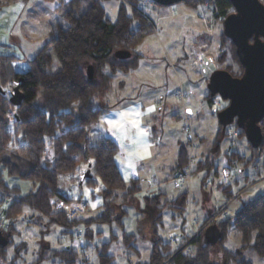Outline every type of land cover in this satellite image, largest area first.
<instances>
[{"label": "clouds", "instance_id": "1", "mask_svg": "<svg viewBox=\"0 0 264 264\" xmlns=\"http://www.w3.org/2000/svg\"><path fill=\"white\" fill-rule=\"evenodd\" d=\"M100 2L113 17L120 3L136 8L142 15L139 21L133 18L132 22L144 25L141 31L114 39L108 56L102 62L80 66L81 79L92 92L89 94L86 91L74 98L73 107L79 108L85 103L88 106L83 121L85 130L91 133L93 129H102L108 136L106 140L91 141V157L99 159L102 166L123 177L122 181H117L118 190H113V184L107 178L104 183H96L94 179L88 188L81 189V199L91 191L97 193V205L103 202L104 208L117 211L112 206L126 207L133 192L141 193L142 190V194L152 195L156 187H160L161 192L167 191L170 196H176L189 181L181 179L180 187L174 188V177L188 173L189 178L195 176L199 181L204 175L201 171L203 165L197 162H203L209 155L208 150L212 147L209 138L218 128L225 141L231 139L234 145L244 148L243 138L251 139L249 123L259 134V131H264V116L247 123L240 113L225 118L234 100L219 85L222 82L236 84L230 77H241L247 69L242 56L237 59L239 54L233 52V45L240 48L231 32L233 20H227V16H221L219 21L212 20L208 15L211 8L204 0H191L190 9L184 7L183 2L174 4V0ZM238 12L239 5L229 9V15ZM196 15L203 19L194 22ZM161 17L168 18L171 23L167 27H154L148 22L159 21ZM205 19L214 29L211 38L193 43L192 28L203 30ZM105 117L108 119L105 120ZM93 177H97L96 172ZM153 179L159 183L153 184ZM195 187L193 182V195L196 194ZM106 188L108 194H105ZM245 190L246 186L241 187L236 198L225 190L223 197L205 204L203 213H196L195 221L189 215V225L181 233L180 243L186 245L187 239L195 234L198 227L201 232L213 226L223 229L219 219L228 223L225 218L240 207L239 192ZM53 195L50 189L49 198ZM56 203L59 204V201ZM104 208L98 211H104ZM30 231L31 237H35L36 229L31 228ZM228 231L238 235L234 229ZM31 237L19 233L13 236L10 246L6 250L0 249V264H34L36 245L31 242ZM23 240H29L31 251L19 247ZM141 246L151 248L149 244ZM225 247L233 253L229 264H264V241L255 247L246 242L238 253L236 249L239 245L236 243L230 242ZM88 255L93 264H99L93 252ZM186 257L191 264H207L208 249L187 246ZM143 258L147 259V251ZM211 258L216 259L214 254ZM120 264H123L122 257Z\"/></svg>", "mask_w": 264, "mask_h": 264}, {"label": "trees", "instance_id": "2", "mask_svg": "<svg viewBox=\"0 0 264 264\" xmlns=\"http://www.w3.org/2000/svg\"><path fill=\"white\" fill-rule=\"evenodd\" d=\"M204 2L213 8L216 18L228 16L229 9L232 8L229 0ZM260 2L264 5V0ZM85 3H87L86 7H84ZM183 4L192 7L191 0ZM61 8H63L62 19L65 21V27H58L54 35L45 41L41 51L28 61V71L22 74L15 73L12 66L14 57L0 56V89L3 92L6 89L12 90L18 78H22L19 89L24 96L20 105L14 107L8 102V94L0 91V218L7 222L5 227L0 226L5 238V242L0 244V249H6L10 245L11 238L18 233L14 227L15 222L20 215L28 211L36 215L31 217L30 223L46 226L45 230L58 226L65 233H69V230L79 222H84L85 226L114 222L122 231V246L136 251L134 247L136 237L125 232L122 221L127 213L120 205L112 206L113 209H118L117 211L104 208L103 205L104 211L87 220H69L65 212L54 211L50 201L55 199L71 202L58 192L57 178L62 174L76 173L82 165H90L91 178L82 182L87 186L94 179L96 183H104L107 178L112 182L113 190H118L117 181L123 180L120 174L107 166H102L99 159L91 157L90 149L93 148V144L89 142V133L83 125L88 106L86 103L79 108L73 105L75 97L84 95L86 91L89 94L92 92L81 79L80 66L85 63L95 65L102 62L108 56L110 43L114 39L143 30L142 24L132 28L133 18L139 21L142 13L130 5L120 3L117 19L112 23L106 18L100 0H69L65 4L61 3L58 9ZM127 11L130 15H127ZM148 22L153 26L151 21ZM47 51L54 54L59 64V69L54 73L50 72L53 62ZM233 52L235 53L234 46ZM10 112H15L18 118L15 123H10L8 120L7 115ZM261 133L262 140L257 149H253L248 144L256 155L264 154V131ZM223 136L219 130L215 143ZM46 151H49L52 161L44 159ZM227 156L228 162L243 160L236 153ZM90 160L92 162H89ZM205 162L202 167L210 166L208 159ZM94 172L97 173L95 178ZM6 178L29 182L33 188L23 193L16 186H9ZM219 188L223 194L227 190L234 198L229 186L221 185ZM50 189L54 193L51 198L48 196ZM105 194H108L107 188ZM134 194L136 192L131 196ZM163 196L161 193L144 196L142 216L155 227L161 224L164 211L172 209L183 219L182 224H185L183 217L187 211L188 192L183 191L173 200L162 203ZM225 219L228 223H225L224 219L219 222L224 227L218 228L220 239L216 245L219 246L220 254L223 253L221 255L223 264H229L233 253L224 247L229 229L233 228L239 233L240 246L236 249L237 253L246 242L252 243L255 247L256 244L264 241V193L244 203L235 214ZM203 232L198 233L196 237H189L187 244L181 245L176 250H172L170 244L162 243L161 239L157 238L152 245L148 262L137 264H191V260L186 257L187 246L208 249L207 264H215L210 250L216 245H206L203 242ZM116 240L118 241L117 237H112L113 242ZM111 243H104L96 250L99 264H112L113 257L109 252ZM20 246L21 249L25 248L23 243ZM41 255L39 261L58 257L66 264H74L77 251L72 246L60 251L50 250L47 245L42 244Z\"/></svg>", "mask_w": 264, "mask_h": 264}, {"label": "rangeland", "instance_id": "3", "mask_svg": "<svg viewBox=\"0 0 264 264\" xmlns=\"http://www.w3.org/2000/svg\"><path fill=\"white\" fill-rule=\"evenodd\" d=\"M68 1L69 0H0V10L4 9L7 11L10 7H12V5H15L17 3H19L18 5H20L19 9L21 13L16 18L15 25L19 24L23 30L19 35L13 34V36H10L8 41L9 46H11L9 48V51L15 57L12 61V65L16 72L24 73L28 71V61L35 57V55H37L41 51L45 41L54 35L58 27H65V21L62 19L63 8L59 10L58 7L61 5V3L65 4ZM101 5L103 6V4ZM86 6L87 3L84 4V7ZM183 6L189 8L184 4ZM206 6L211 8V11L208 13L211 19L214 21H219L220 18L215 17L213 8L208 4H206ZM118 7L119 4L115 8V17H113V15L110 14L108 10L103 6L106 18L112 23H114L117 19ZM204 10L205 9H202V11ZM127 15H130L129 11H127ZM202 19L203 18L200 15H196L194 17V22L201 21ZM150 21L152 22L154 27H160L161 25L167 27V25L171 23L168 18L164 17H161L159 21ZM203 23V30L196 27L192 28L193 43H195V41L211 38L214 29L210 26L208 20H203ZM136 25L132 24V28H134ZM169 48H171V46H169ZM48 53L50 54L53 62L50 72L54 73L59 69V64L54 54L52 52ZM185 55H187V53H185ZM7 91H11V89H7ZM12 114L14 115L15 112L9 113L7 115L8 120L10 123H15L16 119L12 118ZM104 119L107 120L108 117H105ZM218 131L219 128L209 138L212 144V147L208 150L209 155L205 156L203 162H197L198 165H204L206 164L205 160L208 159V161L210 162V166L201 167V171L204 172V175L200 177V180L197 181L195 176H191L187 179L189 182L180 191L182 192L187 190L189 193L187 211L183 217L185 219V224H182L183 219L181 217H178L172 209L164 211L161 224H157L155 227H153L145 217L139 216L141 215V210L143 208L144 196H153L158 193H163L165 194V197L161 199V202L163 203L168 200H173L180 192L176 196L172 197L167 191L161 192L160 187H156L155 193L152 195L142 194L141 190L142 195L140 194L138 197L134 198L133 196H131V199L128 200L127 206L124 207V209L121 207L127 213V216L122 221L124 230L126 233L133 234L136 237V243L134 245L136 251H133L132 249H126L122 246V231L114 222L112 224L104 225L91 224L90 226H85L84 222H79L69 230V233H65L63 232V229L58 226H52L48 228V230H45L46 226L41 227L40 225H37L35 223H30L29 221L31 220V217H34L36 215L33 212L26 211L23 215H20L18 217L17 221L14 224V227L19 234L29 235L30 237V229H36V236L31 237V242L36 245L35 255L36 262H38V264H66L62 259L58 257L47 259L45 258L39 261V259H41L42 257V244L47 245L50 250L56 251H60L62 249H66L68 246H72L74 250L77 251V257L74 264H93V260L88 255V253L93 252L95 254L96 260L98 261L96 252L98 247L104 243L111 242L112 243L109 248L111 249V251L109 252L113 257L112 264H120L121 257L123 258V264L147 263L151 253L152 245L157 238H160L162 243L170 244L172 250H176L181 245H183L179 241L181 239V231L179 230L181 229L184 232V230L188 227L189 215H191L193 221H195L196 213H203V209L206 203L210 204L217 197H222V192L219 188L221 186L219 185L221 169L225 168L230 171L228 184L226 186H229V189L233 193L234 198L237 197V192L239 191V189L246 186L245 191L239 192V200L241 202L240 207L244 203L252 201L264 193V154H254V152L248 147L246 138H243L244 148L234 145L231 139L225 141L224 136L221 137V139L217 143H215ZM201 139L203 140L204 138L202 137ZM244 149H246V151ZM230 153H238L240 154V156H244L242 157L243 160H233L234 163L231 164L232 161H227V155H229ZM217 157H222V159H217ZM51 158L52 157L49 151H46L44 153V159L49 160ZM81 167L82 169H79L72 175H59L57 178V189L61 195L71 201L67 203L71 207L75 208L78 212H80L77 219L87 220L98 215L100 213L98 209L102 208L104 204L102 202L100 205H97V193H93L91 191L88 192L86 198H84L83 200L81 199V189L88 188V186L84 183L80 184L79 175H81V172L88 169V166L82 165ZM215 172H218L217 176H215ZM209 174L211 178H209ZM174 179L176 180V185H174V188H179L180 182L175 177ZM193 182H195L196 186L195 195L192 194L194 191ZM6 183L9 186H16L20 188L23 193L28 192L33 188L31 183L20 181L18 179L6 178ZM158 183L159 181L153 179V184ZM215 186L219 190L213 188ZM201 188L203 189L202 191L200 190ZM240 207L236 208L227 217H231L233 214H235L240 209ZM204 215H206V213H204ZM204 215L201 216V225L204 222ZM136 217L138 218L139 223H137ZM214 219L217 218L214 217ZM222 220L223 219H219L218 222ZM6 223V221L0 218L1 227H5ZM113 225L115 227H113ZM22 228L24 229L23 232L21 231ZM198 229L199 227L196 228L195 234L191 236V238L196 237L197 234L201 232V229ZM112 237H117L118 241L116 240L113 242ZM93 241H95V243H93ZM230 242L236 243L240 246L239 233L238 235H233L228 231L227 242L224 244V247ZM22 243L25 245L24 249H28L29 251H31V243L29 242V240H23L21 241V244ZM143 244H149L151 245V248L145 249L141 246ZM114 245H119V247H114ZM213 250L215 251L213 252ZM13 251L16 252V249H13ZM145 251H147V259L143 258V254ZM210 253L211 256L214 254L216 257L215 260L212 259L215 264H223L219 246H214L210 250ZM36 262H34V264H36Z\"/></svg>", "mask_w": 264, "mask_h": 264}, {"label": "water", "instance_id": "4", "mask_svg": "<svg viewBox=\"0 0 264 264\" xmlns=\"http://www.w3.org/2000/svg\"><path fill=\"white\" fill-rule=\"evenodd\" d=\"M189 0H174V4ZM207 1V0H204ZM232 8L239 5V12L227 16V20H233L230 28L240 48L233 45L237 59L242 56L247 67L241 77H230L236 84L222 82L219 87L233 97V106L226 115L230 118L233 113H240L242 119L247 123L258 116H264V5L260 0H229ZM238 17V19H237ZM227 20L225 21L227 23ZM246 77V79H245ZM22 78H18L11 91H2L9 95L8 102L17 107L20 105L23 94L19 89ZM16 121L18 120L15 115ZM249 136L247 143L257 149L262 140V133L257 131L249 123ZM91 178L90 165L82 172L80 184L84 179ZM220 239V231L215 226L206 228L203 232V242L206 245L214 246ZM5 242V238L0 230V244Z\"/></svg>", "mask_w": 264, "mask_h": 264}, {"label": "crops", "instance_id": "5", "mask_svg": "<svg viewBox=\"0 0 264 264\" xmlns=\"http://www.w3.org/2000/svg\"><path fill=\"white\" fill-rule=\"evenodd\" d=\"M18 4L19 3L15 4V5H12V7H10L7 11L4 10V9L0 10V56H13L14 57V55L9 51V48L11 46H9V42L8 41H9L10 36H13V34L19 35L21 33V31L23 30L19 24L15 25L16 18L21 13L20 9H19L20 5H18ZM15 73L22 74V73L16 72V71H15ZM5 91H7V89ZM105 137L108 138V136L103 132V130H95V129H93L92 132L89 133V135H88V139H89V142L91 144H92V142H91L92 140L103 139ZM236 154H238V153H236ZM238 155L240 156V154H238ZM240 157H244V156H240ZM49 160L52 161V158L49 159ZM80 169H82V167ZM214 174H215V176H217L218 172H215ZM213 188L218 189L216 186L213 187ZM185 191H187V190H185ZM182 192H180V193H182ZM140 194L141 193L134 194L133 198L134 197H138ZM161 194H163V193H161ZM163 195H164L163 197H165V194H163ZM221 195H222V197L224 196L223 193ZM188 197H189V193H188ZM123 209H124V207H123ZM139 216L142 217V213ZM137 223H139L138 218H137ZM181 228H182V226H181ZM179 231H181V233H183V231L181 229Z\"/></svg>", "mask_w": 264, "mask_h": 264}, {"label": "built area", "instance_id": "6", "mask_svg": "<svg viewBox=\"0 0 264 264\" xmlns=\"http://www.w3.org/2000/svg\"><path fill=\"white\" fill-rule=\"evenodd\" d=\"M12 113V112H10ZM12 118H15V114L11 115ZM234 162L232 161L231 164H233ZM230 175V171L228 169H222L221 170V174H220V178H219V185L222 186H226L228 184V177ZM221 177H223V179H221ZM179 182L181 179H188L189 178V174L188 173H182L178 176L175 177ZM59 204L56 203L55 199L51 200V205L54 209V211L56 212H65L67 219L69 220H74L77 219L78 215L80 214V212H78L75 208L71 207L67 202L63 201V200H58Z\"/></svg>", "mask_w": 264, "mask_h": 264}]
</instances>
